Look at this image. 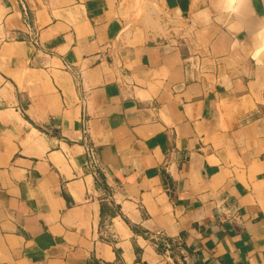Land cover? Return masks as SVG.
<instances>
[{"label":"crops","instance_id":"obj_1","mask_svg":"<svg viewBox=\"0 0 264 264\" xmlns=\"http://www.w3.org/2000/svg\"><path fill=\"white\" fill-rule=\"evenodd\" d=\"M147 1L0 0V264H264V0Z\"/></svg>","mask_w":264,"mask_h":264},{"label":"rangeland","instance_id":"obj_2","mask_svg":"<svg viewBox=\"0 0 264 264\" xmlns=\"http://www.w3.org/2000/svg\"><path fill=\"white\" fill-rule=\"evenodd\" d=\"M132 3L133 14L136 16L135 20H140L142 17H145L149 2L147 0H132Z\"/></svg>","mask_w":264,"mask_h":264},{"label":"built area","instance_id":"obj_3","mask_svg":"<svg viewBox=\"0 0 264 264\" xmlns=\"http://www.w3.org/2000/svg\"><path fill=\"white\" fill-rule=\"evenodd\" d=\"M88 151L91 154L92 153V148L88 147Z\"/></svg>","mask_w":264,"mask_h":264},{"label":"bare ground","instance_id":"obj_4","mask_svg":"<svg viewBox=\"0 0 264 264\" xmlns=\"http://www.w3.org/2000/svg\"><path fill=\"white\" fill-rule=\"evenodd\" d=\"M145 11V10H144ZM149 11V10H148ZM155 14V13H154ZM158 19H159V17H158ZM151 20V19H150ZM152 23V22H151ZM155 23V22H154ZM148 24V23H147ZM156 24V23H155ZM159 24V23H158ZM157 26V25H156ZM155 26V27H156ZM146 27V26H145ZM161 27V26H160ZM157 28V27H156ZM151 29V28H150ZM159 32H160V30H158Z\"/></svg>","mask_w":264,"mask_h":264}]
</instances>
